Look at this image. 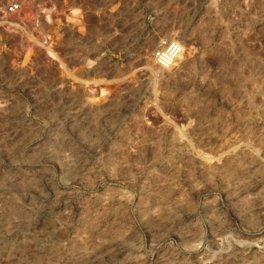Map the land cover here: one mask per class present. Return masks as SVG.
Returning <instances> with one entry per match:
<instances>
[{"label":"rangeland","instance_id":"1","mask_svg":"<svg viewBox=\"0 0 264 264\" xmlns=\"http://www.w3.org/2000/svg\"><path fill=\"white\" fill-rule=\"evenodd\" d=\"M0 264H264V0H0Z\"/></svg>","mask_w":264,"mask_h":264},{"label":"built area","instance_id":"2","mask_svg":"<svg viewBox=\"0 0 264 264\" xmlns=\"http://www.w3.org/2000/svg\"><path fill=\"white\" fill-rule=\"evenodd\" d=\"M19 8L18 3H10L4 9L6 14H13ZM183 54L182 44L174 38H162L157 46L152 50L153 61L162 67L171 66Z\"/></svg>","mask_w":264,"mask_h":264},{"label":"bare ground","instance_id":"3","mask_svg":"<svg viewBox=\"0 0 264 264\" xmlns=\"http://www.w3.org/2000/svg\"><path fill=\"white\" fill-rule=\"evenodd\" d=\"M69 12L71 14H73L74 16H78L79 13H80V10L77 7H71V8H69ZM184 50H185V48H184ZM49 242H50V239L48 238V236L41 235V236H37V237L34 238V245L37 248L36 250L44 249L45 246L47 247V244L50 245Z\"/></svg>","mask_w":264,"mask_h":264}]
</instances>
